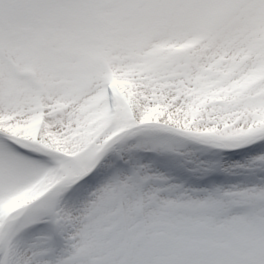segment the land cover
I'll return each instance as SVG.
<instances>
[{"label": "snow or ice", "instance_id": "1", "mask_svg": "<svg viewBox=\"0 0 264 264\" xmlns=\"http://www.w3.org/2000/svg\"><path fill=\"white\" fill-rule=\"evenodd\" d=\"M252 146L264 0H0V264H264V180L194 195L138 158Z\"/></svg>", "mask_w": 264, "mask_h": 264}, {"label": "rangeland", "instance_id": "2", "mask_svg": "<svg viewBox=\"0 0 264 264\" xmlns=\"http://www.w3.org/2000/svg\"><path fill=\"white\" fill-rule=\"evenodd\" d=\"M262 153H264V148L259 146L228 151L197 152L194 158L195 163L184 166L171 158H157L150 153H139L138 158L144 163L155 161L153 170L164 175L169 184L183 185L184 189L191 194L203 196L205 193L201 190L246 188L264 180V172L253 173L247 167L253 157ZM113 159L109 156L104 163ZM196 163L211 166V170L206 173L189 171V169L195 168ZM108 175L109 172L105 169L104 164H101L93 174L94 179L91 181L90 186H78L80 188L78 193L76 189H73V192L68 195L70 197L74 194L86 196L91 188L105 180Z\"/></svg>", "mask_w": 264, "mask_h": 264}]
</instances>
